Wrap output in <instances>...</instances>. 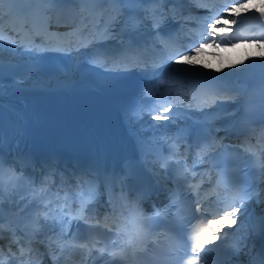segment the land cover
<instances>
[{
  "label": "snow or ice",
  "instance_id": "obj_1",
  "mask_svg": "<svg viewBox=\"0 0 264 264\" xmlns=\"http://www.w3.org/2000/svg\"><path fill=\"white\" fill-rule=\"evenodd\" d=\"M28 2V0H0V73L3 72L5 68V45L2 40L3 35V6L7 3L10 5H19ZM33 3H41V4H56L64 6L62 8L63 11L69 13L70 15L73 13L78 14L77 19L80 21V25L74 29L73 34L83 33V30L88 27V21L94 20L97 16H103L106 12L110 15V23L107 24L103 31H91L88 32L87 36L77 39L75 41H69L68 44H60L55 40L50 39V33H44V38L41 40L40 44H36V40L32 37L28 40L26 45V50L31 51L32 46H35L36 49H43L44 51H76L79 52L81 48H89L93 45H99L103 43V41L107 38L110 39L113 37V29L116 27L118 23L121 22V18L124 13L127 11L130 15L127 17L128 20V28L129 30L135 29L137 27V22L140 17L133 15L137 11H143L145 13V18L152 20V27L154 29H159L166 21V14L159 9H138L136 6L143 5L144 3H154V4H163L167 3L168 0H31ZM175 3H183L186 0H173ZM105 5H123L124 7H111L105 8ZM254 7L256 11H258L261 17H264V0L256 5L252 3V0H247L246 3H239V0H232L231 7L226 9L227 15H235L236 17H240L242 12H247L249 8ZM45 12L48 9H44ZM211 15H209L205 21L206 25V33L209 36H213V40L211 43H200L198 46L190 48L186 53L179 54H171L168 56L167 60L174 64H186L188 66H197L202 65L204 68H210L212 65L202 59V56L205 54V50L208 48H212L215 44L216 48H219L220 45L215 42V34H219L221 40H226L228 34L231 32V25L237 23L236 19H226L223 18L219 13L211 10ZM221 11H225L221 9ZM19 14L18 9L10 8L9 15ZM219 25V27H218ZM37 34H41L39 31ZM235 47V45H233ZM16 49L15 41H10L9 43V54L13 53ZM128 51L134 54H137L139 50L129 43ZM94 59H104V57H94ZM114 62L125 65L132 63L131 60L127 58H114ZM140 60L136 61V67H140ZM144 67L141 69L145 73L151 72L155 75L156 69L161 67L160 64L153 63L149 64L147 61H142ZM220 70V69H217ZM177 72L183 71L182 69H176ZM3 91V86L0 84V92ZM151 93L152 95H156V93L152 92V89H149L145 95ZM173 103L169 101L167 98H163L160 101H156L155 104L149 110V116L153 120H170L175 118V113L172 116L168 114L172 112ZM179 110V106L177 105ZM0 143H2V136H0ZM261 171L264 174V162H261ZM99 166L93 164H86L79 167V171L84 177L94 176L99 172ZM4 162L2 158H0V217L3 215V202H4ZM194 175V173H193ZM13 176L15 174L13 173ZM19 179V178H17ZM12 177H10V185H11ZM85 186L88 188V195L91 197L93 194V189L96 187L93 180L88 179L84 181ZM192 189L197 190V186L192 185ZM40 192L46 191V189L41 188ZM251 198V196H249ZM57 199H60L57 197ZM68 197L65 196L64 200L67 201ZM81 207L80 211L77 213L73 219H84L82 213L83 209L87 204V200L84 198L83 194H81ZM257 202L259 203V197L257 194ZM222 203V207H218L215 211H210L209 208L204 207L202 209L199 201L195 204V212L201 214L202 223L197 226L193 232V234L189 238V243L187 246L190 248V253L192 254V258L187 260V264H201V253L205 249L206 245L211 242L217 240L219 238L220 232L223 230L225 226H233L237 224V214L240 212L239 207H235L233 204ZM65 207H67V212L65 211ZM231 208L229 211L228 209ZM59 214L62 216L71 214L70 205H65L59 208ZM211 217V218H209ZM45 218H49V213H45ZM55 219V214L52 217ZM70 222V221H69ZM87 222V221H86ZM244 222L241 221V226L243 227ZM251 228L256 234L264 236V214H261L256 218V222L251 225ZM3 230V225L0 224V231ZM246 236H241L240 240L245 241ZM81 247H87L86 245H81ZM21 256L24 254V249L21 247L19 249ZM211 251V249L209 250ZM239 251V248L236 249ZM9 255L15 261L16 254L9 251ZM0 264H7V260L4 257L3 249L0 248ZM249 264H264V250L258 256H253L250 258Z\"/></svg>",
  "mask_w": 264,
  "mask_h": 264
},
{
  "label": "bare ground",
  "instance_id": "obj_2",
  "mask_svg": "<svg viewBox=\"0 0 264 264\" xmlns=\"http://www.w3.org/2000/svg\"><path fill=\"white\" fill-rule=\"evenodd\" d=\"M194 0H186V2H183V7L185 8V9H187V10H190V11H193L189 6H190V4H191V2H193ZM256 0H252V3H254ZM247 2V0L246 1H243V2H239V3H246ZM168 4H171V3H173V0H168V2H167ZM194 4H196V3H194ZM178 5V3H173V6H177ZM64 6H62V5H58L57 7H56V10L55 11H58V10H62V8H63ZM196 8H198V12H201V13H203V12H206L205 11V7H198V6H195ZM228 7H231V4H228L227 5V7H225V8H223L225 11H220L219 12V14L221 15V16H223V18H230V17H232V15L231 16H229V15H227V13H226V9L228 8ZM194 9V8H193ZM53 13L54 12H51V15H53ZM191 23V22H190ZM244 98V97H243ZM238 102H245L244 101V99H238ZM237 110H233L232 108H229V113L230 114H237ZM245 117H247V114L245 115ZM263 129H264V126L262 127ZM262 129H257V130H255V133L256 134H254V136L252 137V140H255L256 139V136H257V134L261 131ZM219 137L221 138V137H223V136H227V132H220L219 134ZM244 140V138H240V139H238L237 141H243ZM206 157H207V155H203V156H201L200 158H199V162L200 163H202V162H205L206 161ZM252 250H250L249 251V248H248V245L244 248V252H246V253H243V254H241V256H240V258L243 260V262H244V260L246 261V263H248L249 264V261H250V258L251 257H253V256H256V254H258L259 252H260V249L256 246V245H253L252 244Z\"/></svg>",
  "mask_w": 264,
  "mask_h": 264
}]
</instances>
